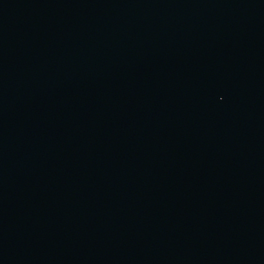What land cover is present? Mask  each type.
I'll return each instance as SVG.
<instances>
[{
    "label": "water",
    "instance_id": "water-1",
    "mask_svg": "<svg viewBox=\"0 0 264 264\" xmlns=\"http://www.w3.org/2000/svg\"><path fill=\"white\" fill-rule=\"evenodd\" d=\"M0 264H264V0H0Z\"/></svg>",
    "mask_w": 264,
    "mask_h": 264
}]
</instances>
